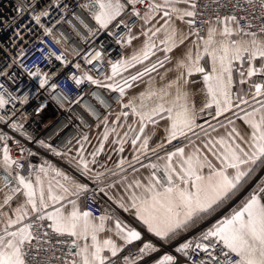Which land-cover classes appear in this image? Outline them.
<instances>
[{
    "label": "snow or ice",
    "instance_id": "obj_1",
    "mask_svg": "<svg viewBox=\"0 0 264 264\" xmlns=\"http://www.w3.org/2000/svg\"><path fill=\"white\" fill-rule=\"evenodd\" d=\"M211 3L218 7L212 9L214 19L209 16L201 22L208 26L206 35H201L202 29L195 26L197 17L204 14V11H197V0H126V4L123 0H89L88 4L81 5L84 9H96L91 16L100 29H108L125 13L128 5L131 6L129 15L143 21L142 46L130 57L121 56L115 61L109 59L111 74L103 81L83 71L80 63L72 67L83 74L69 77L77 88L87 82L109 95L118 94L117 103L121 111L116 113L113 124L122 128L124 125L119 124L121 117L127 122L131 115L133 124L128 128L133 135L129 137V132H124L121 136L117 127L109 128L108 115L112 114L109 112L100 121L104 124L103 138L91 153V160L83 154V144L75 156H70L71 148L62 151L44 140L35 141L38 148L51 155L67 157V163L74 173L96 185L93 189L76 175L69 174L47 159L40 164L29 163L28 174L23 175L20 160L10 155L7 141L12 137L0 134V141L4 142L0 159V169L4 173L0 177V264H29L26 259L29 250H35L37 254L32 257V264H52L53 261H62V264H177L176 256L169 253L150 262L146 260V257L160 251L152 242L143 243L136 253L121 259L119 254L125 247L141 240V232L107 209L95 220L89 212L81 211L78 206L81 197L97 192L103 193L125 212L134 210L135 219L163 245L178 241L173 252L183 257L185 264H209L207 259L194 258L193 254L199 256L200 253L210 257L211 264H233V256L236 257L234 264H264V176L222 218L211 226L194 231L243 192L257 173L264 170V24L257 27L253 23V20H264V0H244L249 8H244L241 0H211ZM228 4L232 5L233 11L222 15L220 10L227 9ZM179 5L187 7L181 8ZM138 6H143V14ZM207 8L208 4L205 3L204 10ZM257 9L259 16L253 15ZM236 11L247 15L238 17ZM47 15L45 10L33 15L32 19L43 28L44 35L50 36L52 29L40 23L41 17ZM173 16L187 24L190 31L178 29ZM121 25L128 29L116 40L123 48L138 37L131 34L132 29L126 20L120 19L115 27L119 29ZM253 28L257 30L253 31ZM89 35L94 36L95 33ZM108 35L115 33L109 31ZM190 36L195 37L192 46L176 60L173 68L166 69L159 76L163 82L170 72H174V78L161 86H156L154 79H148L144 90L129 97L125 103L127 91L171 63V53L183 46ZM103 49L104 45L101 44L93 57L101 65L105 61ZM157 53L163 55L146 64ZM89 56L91 51L84 52L81 59L91 64L93 61ZM45 59L51 63L50 57L46 56ZM55 59L67 67L68 61L62 55ZM256 62H259V67ZM137 65L145 66L132 75H122ZM40 73L38 67L29 73V77L36 79L39 89H44L49 85V74ZM197 76L203 82L200 91L204 96L199 107L192 99L197 93H190L187 87L199 83L194 78ZM236 76L241 87L236 90V99L233 100ZM245 84L254 91H244ZM55 89L56 85L51 84L50 90ZM249 95L259 105L251 111L248 110L251 107ZM15 99L0 84V109ZM80 99H83L82 95L76 103ZM19 100L21 104H26L28 96ZM103 102L101 99L100 103ZM234 108L238 110L235 112L236 119L242 120L251 129L250 134L241 131L235 120L228 118L219 127H230V131L213 137L212 133L217 132L218 128L211 121L232 112ZM241 112L243 115H240ZM161 121L166 122L163 140L167 144L161 142L149 149L151 137L144 135L145 130L149 125L153 129L158 128ZM2 122H5L4 118L0 117ZM137 124L138 130L134 126ZM9 127L25 140L33 141V136L23 130L22 124L11 123ZM111 134L116 136L112 140L113 145H118L115 151L123 153L124 145L130 140L136 154L130 161L121 158L114 168L101 164L102 170L93 171L90 165L97 163L96 158L103 152ZM82 139L88 141V136L85 134ZM181 139L186 140L187 144L172 151L167 150V145ZM198 140L202 141L203 149L211 153L218 167L203 154L199 146L185 152L186 147L196 144ZM12 142L19 147L21 158L37 155L18 141ZM160 151H164V155H158ZM153 156L156 157L155 161L151 159ZM142 158L149 162L143 163ZM137 164L151 170L144 177L147 183L139 179L128 182L127 169L139 172L140 168L135 167ZM117 184L125 186L127 203L124 196L117 199L109 194L108 190ZM68 205H71L70 211L67 210ZM110 221L114 222V227L110 226ZM104 232L114 233L122 243L118 244L111 237L101 239ZM52 234L58 237L56 245L60 247L51 243ZM65 237L67 239H63ZM41 252L50 255L37 259ZM57 252L61 255H56Z\"/></svg>",
    "mask_w": 264,
    "mask_h": 264
},
{
    "label": "built area",
    "instance_id": "obj_2",
    "mask_svg": "<svg viewBox=\"0 0 264 264\" xmlns=\"http://www.w3.org/2000/svg\"><path fill=\"white\" fill-rule=\"evenodd\" d=\"M88 3L89 0H58V3L57 0H0V73H3L0 75V84L17 98L6 105L4 109H0V117H3L5 121L0 123V134L12 137V140L18 141L24 147L37 153L34 157L25 156L21 158L17 144H14L12 140L7 141L11 150L10 155L12 158L20 160L21 173L25 176L28 174L29 163L40 164L45 159L65 171L76 174L69 167L67 157L53 156L38 148L35 141L44 140L53 148L62 151L71 148L78 140L82 139L83 135H87L96 129L105 114L112 112L119 105L117 103L118 94L109 95L105 90L88 85L87 82L77 88L69 77L83 74L82 71L72 67L73 64L80 63L83 71H87L94 78L102 80L110 69L108 60L115 61L124 54L125 46L121 48L116 40L124 35L128 29L123 25L117 29L116 23L120 19H124L133 29L139 20L129 15L131 6L128 5L125 13L109 25L108 29H100L91 16V12L96 9L81 7V5ZM124 3L126 4V1ZM205 3L208 4L206 11L204 10ZM241 3L244 8H249L244 0H241ZM65 5H67V9H65ZM138 7L141 8V14H143V6ZM215 7L218 5L211 3V0H197V11H204L203 15L197 17V24L195 25L202 29L201 35L205 32L207 25L201 22L209 16H213L212 9ZM45 10H47L48 15L42 16L40 23L44 27L52 29L50 36L44 35L43 28L32 19L33 15ZM220 11L222 15L231 13L233 11L232 5L228 4L227 9ZM236 15L239 17L240 15H247V13L236 11ZM253 15L259 16V10H255ZM243 23L242 21L241 25ZM253 23L259 27L264 24V20H253ZM252 30L256 31L257 29L253 28ZM109 31L114 32L115 35L109 36ZM92 32L95 33L94 36L89 35ZM17 33L19 34L17 35ZM101 44L104 45L105 53V61L102 65L93 59L95 52L100 50ZM22 50L23 55H21ZM87 51H91V56H89V59L93 61L91 64H87L81 59L83 53ZM61 55L68 61L67 67L55 59L56 56ZM46 56L50 57L51 63L45 59ZM38 67L41 69V75L45 72L49 74V85L44 89H39L36 79L29 77V73L34 72ZM51 84L56 85L55 91L50 90ZM33 93L36 94L33 95ZM25 95L28 96V101L26 104H21L19 98ZM81 95L83 99L76 103ZM101 99H103V103H100ZM46 107L51 108L55 114L53 118L43 124L40 112ZM72 109H78L81 120L71 116ZM11 123L22 124L23 130L33 136V141L29 142L18 132L12 131L9 127ZM61 125L62 128L57 131ZM54 135L57 137L54 138ZM186 143L187 141L183 139L173 141L171 145H167V150L172 151ZM3 144L4 142L0 141V159H2ZM3 175V170L0 169V177ZM261 176H264V171L257 173L245 190L221 209L216 216L224 215L231 207H235L244 195L256 186ZM82 180L90 188H96V185L91 181L85 180L83 177ZM83 197L85 210L92 215L98 216L107 209L109 212L125 218L124 213L119 211L103 193L97 192L95 195L89 193ZM125 219L129 221L128 218ZM201 228L204 226L200 225L194 231L198 232ZM57 239L58 237L54 234L51 235L52 244L56 245ZM148 239L150 238L144 235L140 241L125 247L124 251L119 254L121 259L125 255L136 253ZM155 242L158 243L160 249L156 256L169 253L176 256L177 264H185L184 258L173 252V247L178 241H174L172 245H163L157 239ZM56 246L60 247V245ZM64 250L66 251V248ZM36 255L35 250H29V255L26 257L29 264H32V257ZM45 255H50V253L41 252L37 259ZM56 255H61V253L57 252ZM193 256L195 259H207L211 264L210 257L205 256L204 253H200L199 256L193 254ZM231 258L234 264L236 257ZM52 264H62V261H53Z\"/></svg>",
    "mask_w": 264,
    "mask_h": 264
},
{
    "label": "crops",
    "instance_id": "obj_3",
    "mask_svg": "<svg viewBox=\"0 0 264 264\" xmlns=\"http://www.w3.org/2000/svg\"><path fill=\"white\" fill-rule=\"evenodd\" d=\"M125 1L126 0H123V2H125ZM179 7L184 8V7H187V6L186 5H179ZM157 19H159V17H157ZM173 22L175 23V25L177 26L178 29H180V30H182L184 32H189L190 31L189 28H188V25L180 22L179 20H176L175 16H173ZM153 23H155V21H153ZM142 25H143V21L139 20L138 24L132 29V33L131 34L134 37H138V38L137 39H133L130 45L129 44H125L123 57H130L133 53H135L142 46L143 40H144V37L141 35ZM150 26L151 25H149V27ZM207 27L208 26L206 25L205 32L202 35H206ZM193 39H195V37H191L190 36L189 39L185 42V44L183 46H181L180 48L175 50L173 53H171V63L166 64L164 68L159 69V72L152 73L151 77H145L143 80H141V81L137 82L136 84H134V86L130 90L127 91L124 102L126 103L129 97L138 95L141 91H143L144 88L146 87L148 79H150V78L154 79V81L156 83V86H161L162 83H166L167 80L174 78V76H175L174 72H170L168 77L166 78V80L163 81V82L160 81L159 76L166 69L173 68L175 66L176 60L178 58L182 57L183 53L187 50L188 47L192 46V40ZM162 55H163V53H157V56L152 57L148 62H146V64L155 61L158 57H160ZM144 66L145 65H137L136 68L129 69L128 72L123 73L122 75L125 76V77L129 76V75H132L135 72L141 70ZM256 66L259 67V62H256ZM246 67H247V64H245V68ZM110 74H111V69H109V72H108V74L106 76H108ZM104 78L102 79V81L104 80ZM194 78L198 79L199 83L189 84L187 87H188V91L190 93H192V92L197 93L194 97H192V99L194 100L196 106L199 107L202 104L203 100H204V96H203V94L200 91L203 88V82L198 76L194 77ZM238 79H239L238 76H236V83L234 85V91H233V100L236 99V96H235L236 90H239V88L241 87L239 85V83H238ZM253 79L259 80L261 78L260 77H254ZM243 89L246 92L254 91V89L249 90L247 84L243 85ZM248 99H249V103L251 105V107H248L249 111H251L252 108H254V107H259L258 104H256L255 102L252 101L251 95L248 96ZM120 111H121V108H120V105H118L111 112L112 114L108 115V126H109V128L117 127L120 135L123 136L124 132H129L128 125L133 124V119L134 118L130 115L128 117V119H127V122H125L124 118L121 117V120L119 121V124H122L124 126L122 128H120L117 125L113 124V121L116 118V113H118ZM237 111L238 110L234 108L232 112L226 113L224 116L219 117L217 120H212L211 121V123L213 125L217 126V128H218L217 132L212 133L213 137H219V136L225 135L227 131H230V127L227 128V129L219 127V124L226 123L228 118H231V119L235 120L236 126L241 131H246V132H248L250 134L251 129H249L248 126L246 124H244V122L242 120L236 119L235 112H237ZM240 115H243V113L241 112ZM205 116H207V114H205ZM200 122L203 123V121H200ZM165 123H166L165 121H161L160 122V126L158 128H156V129H153V127L151 125H149L146 128L144 135L151 137V139L149 141V149L155 147L158 143H161V142H164L165 144H167V142L163 140V138L165 136V132H164V124ZM134 126L138 130V124L134 125ZM205 127H208V125H205ZM209 131L211 132V129H209ZM103 132H104V124L100 123V125L96 129L90 131L87 134L88 141H84L83 139H80L79 140L80 143L76 142L71 147L72 151L69 153V155L70 156H75L76 151L78 149H80L81 144H83V147H84V153L83 154L85 155V157L88 160H91L92 159L91 153L93 152L95 147L99 146V142L103 138ZM153 132H155V135H153ZM132 135H133V133L129 132V137H131ZM115 138H116L115 134H111L110 137H109V140L107 142H105V146H104L103 152L96 158L97 159V163L94 164V165H90V167L93 169V171L102 170V169H100V165L101 164L105 165L107 168H114L115 165L119 162V160L121 158H124L125 160H129V161L132 160L133 155H135L136 153L133 152V146L131 145L130 140H129L128 143H126L124 145V148H125L124 152L120 153V152H117V151L114 150L116 147H118V145H113L112 144V140L115 139ZM183 146H181V147H183ZM197 146L202 148L203 154L207 155L208 159L214 165H216L217 167L219 166L218 163L216 162V160L212 157L211 153H209L207 151V149H203V144H202V141H200V140H198L196 142V144L189 145L188 147H186L185 148V152L186 153L191 152ZM158 155H164V151H160L158 153ZM109 157H111V159H109ZM151 159L153 161H155L156 157L153 156V157H151ZM142 160H143V163H148L149 162L147 159H144V158H142ZM159 163L162 164L163 161H159ZM173 163L175 164L176 161L174 160ZM125 167H127V165H125ZM135 167L140 168V171L139 172H133V170L131 168L127 169V171H128V182L130 183L133 179H139V180H141L142 183H147V181L144 179V177L149 175L151 170L147 169V168H141L139 164L135 165ZM204 171L206 173L207 169H205ZM66 172H68V171H66ZM68 173L69 174H73L71 172H68ZM74 175H76L79 180H81L83 183H85L82 180L81 176H79L78 174H74ZM161 175H162V173H161ZM124 187H125L124 185L117 184L115 186V188L108 190L109 194L114 196L117 199H119L120 196H124L125 202L127 203L128 201H127V196H126V194L124 192ZM110 201L113 203L112 200H110ZM113 204L117 207V205L115 203H113ZM78 206H79L81 211H86L85 207H84V197L83 196L78 201ZM13 207H15V201H13ZM117 208L119 209V211L124 213L125 218H128L129 221H127L122 216H118V215H116V216H118L123 222L129 224L130 226L134 227L136 230L140 231L142 237L144 235H147L150 239H148V241H146V242H152L153 244H155L159 248L158 243L155 242V240L157 238H155L151 234H149L147 232L146 228L144 226H142L140 224V222L135 219L134 210H130L129 212H125L123 209H121L119 207H117ZM67 210L68 211L71 210V205H68ZM100 215L94 216V215L91 214V216H92V218L94 220L97 217H99ZM210 221H211V217L208 218L206 221H204V223L201 224V225H203L204 227H208V226H211L212 223H215L216 220L212 221V222H210ZM109 224H110V226L114 227V222L110 221ZM108 237H111L113 240H116V242L118 244L122 243L121 241H119L117 239V237L115 236L114 233H108V232L101 233V237H100L101 239L108 238ZM157 253H153L150 257H146L145 259L148 260L149 262L152 261V260L158 259L161 255H157L156 256ZM141 264H143V262H141Z\"/></svg>",
    "mask_w": 264,
    "mask_h": 264
},
{
    "label": "rangeland",
    "instance_id": "obj_4",
    "mask_svg": "<svg viewBox=\"0 0 264 264\" xmlns=\"http://www.w3.org/2000/svg\"><path fill=\"white\" fill-rule=\"evenodd\" d=\"M40 116H41V122H42L43 124H45V123H47L51 118H53V116H54V112L51 110V108L46 107V108H44V109L40 112ZM261 171H264V170H261ZM261 171H260V172H261ZM258 173H259V172H258ZM217 213H218V212H217ZM217 213H216V214H217ZM216 214H215L214 216L211 217V221H210V222L215 221V220H217V219L223 217L222 214L219 215V216H216ZM225 214H226V213H225Z\"/></svg>",
    "mask_w": 264,
    "mask_h": 264
},
{
    "label": "bare ground",
    "instance_id": "obj_5",
    "mask_svg": "<svg viewBox=\"0 0 264 264\" xmlns=\"http://www.w3.org/2000/svg\"><path fill=\"white\" fill-rule=\"evenodd\" d=\"M70 114H71V116L77 117L78 119L81 120V116H79V114H78V109H75V110L72 109ZM61 128H62V125L58 127L57 131L60 130ZM53 137L56 138L57 136L54 135Z\"/></svg>",
    "mask_w": 264,
    "mask_h": 264
}]
</instances>
